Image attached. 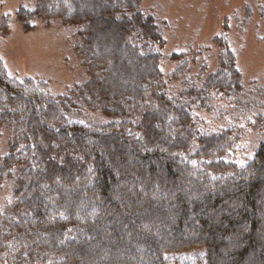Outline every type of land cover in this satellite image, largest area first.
<instances>
[{
  "label": "trees",
  "instance_id": "trees-1",
  "mask_svg": "<svg viewBox=\"0 0 264 264\" xmlns=\"http://www.w3.org/2000/svg\"><path fill=\"white\" fill-rule=\"evenodd\" d=\"M17 17L76 27L88 78L55 96L0 58V264H264V133L236 162L237 127L197 114L241 87L224 45L217 71L176 92L190 61L165 74L141 0H37Z\"/></svg>",
  "mask_w": 264,
  "mask_h": 264
},
{
  "label": "rangeland",
  "instance_id": "rangeland-1",
  "mask_svg": "<svg viewBox=\"0 0 264 264\" xmlns=\"http://www.w3.org/2000/svg\"><path fill=\"white\" fill-rule=\"evenodd\" d=\"M36 4L37 0H0V58L12 75L43 79L53 95H64L88 78L75 49L76 27L59 20L47 24L42 17L26 22L17 17L22 11L31 13ZM141 6L156 17L162 29L165 74L178 70L183 58L190 61L171 81L176 92L185 82L195 83L199 77L203 81L218 70L221 44L232 54L242 75L241 87L214 94L207 108H199L197 114L213 128L237 127L239 140L229 158L245 163L264 133L256 126L257 116L264 114V0H141ZM204 65L206 70L200 74ZM106 117L85 110L79 119L106 121ZM7 151L8 136L4 134L0 162ZM7 194V190L0 192V203Z\"/></svg>",
  "mask_w": 264,
  "mask_h": 264
}]
</instances>
